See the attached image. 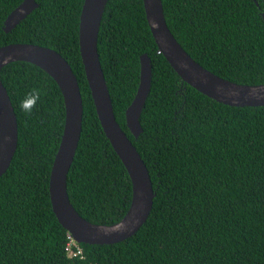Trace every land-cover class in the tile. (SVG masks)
Returning a JSON list of instances; mask_svg holds the SVG:
<instances>
[{"label": "trees", "instance_id": "trees-1", "mask_svg": "<svg viewBox=\"0 0 264 264\" xmlns=\"http://www.w3.org/2000/svg\"><path fill=\"white\" fill-rule=\"evenodd\" d=\"M23 0H0V47L27 43L59 53L82 100L78 145L67 173L69 202L84 220L111 225L131 200L128 174L106 139L78 51L83 0H34L8 33L7 15ZM161 0L168 30L202 68L241 85L264 84V0ZM97 54L115 121L145 165L150 213L131 237L79 244L68 258L66 231L51 211L48 178L64 124L56 83L41 69L12 62L0 71L17 123L16 150L0 177V264H264V106L230 107L200 94L169 66L152 39L142 0H107ZM151 65L150 91L134 138L124 112L139 57ZM31 114L20 108L33 90Z\"/></svg>", "mask_w": 264, "mask_h": 264}, {"label": "water", "instance_id": "water-1", "mask_svg": "<svg viewBox=\"0 0 264 264\" xmlns=\"http://www.w3.org/2000/svg\"><path fill=\"white\" fill-rule=\"evenodd\" d=\"M255 4L256 1L252 0ZM107 0H83L78 22V51L84 77L101 129L131 182V200L125 215L111 225H96L81 218L71 206L66 189L67 173L78 145L82 100L70 66L56 51L33 44L11 43L0 47V71L9 63H30L45 72L58 86L64 105V124L49 178L51 211L61 227L77 243L115 244L134 235L146 221L153 199L148 171L133 144L115 121L111 100L97 54V34ZM144 16L158 49L181 81L200 94L230 107L264 106V84L241 85L224 80L197 64L167 28L161 0H142ZM37 4L23 0L5 18L8 33ZM151 65L146 54L139 57L138 85L124 112L125 125L134 138L141 133L139 116L150 91ZM17 143V123L6 89L0 81V177L7 171Z\"/></svg>", "mask_w": 264, "mask_h": 264}, {"label": "clouds", "instance_id": "clouds-1", "mask_svg": "<svg viewBox=\"0 0 264 264\" xmlns=\"http://www.w3.org/2000/svg\"><path fill=\"white\" fill-rule=\"evenodd\" d=\"M40 92L38 91V90H33L32 92H30V93H28L27 94V96L21 101V103H20V108H21V110L22 111H24L25 113H27V114H31V112H32V110H33V108L36 106V104H37V101L40 99ZM67 233L69 234V235H71L69 232H66V235H67ZM72 237V236H71ZM73 238V237H72ZM75 241V240H74ZM76 242V241H75ZM65 243H66V241H65ZM77 243V242H76ZM78 244V246H79V243H77ZM64 247H65V244H64ZM80 247V246H79ZM65 251V250H64ZM81 251H82V249H81ZM65 254H66V252H65ZM66 256H67V254H66ZM68 257V256H67ZM75 257H77V256H75ZM78 257H80V256H78ZM68 258H73V257H68ZM80 258H82V256L80 257Z\"/></svg>", "mask_w": 264, "mask_h": 264}, {"label": "built area", "instance_id": "built-area-1", "mask_svg": "<svg viewBox=\"0 0 264 264\" xmlns=\"http://www.w3.org/2000/svg\"><path fill=\"white\" fill-rule=\"evenodd\" d=\"M64 250L68 257L82 256L81 248L68 233L66 235V243Z\"/></svg>", "mask_w": 264, "mask_h": 264}]
</instances>
